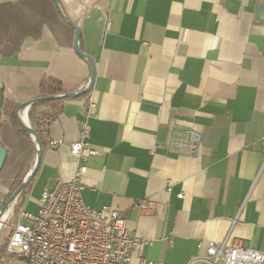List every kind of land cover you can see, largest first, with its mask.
Instances as JSON below:
<instances>
[{
    "label": "crops",
    "instance_id": "0c3cea01",
    "mask_svg": "<svg viewBox=\"0 0 264 264\" xmlns=\"http://www.w3.org/2000/svg\"><path fill=\"white\" fill-rule=\"evenodd\" d=\"M56 1L92 65L74 33L42 23L48 1L0 0V120L5 101L38 96L43 77L66 94L92 79L50 124L22 210L36 213L43 188L72 179L69 148L86 121L83 202L118 208L147 241L134 262L188 264L225 238L264 252V0ZM23 144L0 127L12 161L30 165L35 151ZM144 198L152 214L136 209ZM0 264L23 263L4 252Z\"/></svg>",
    "mask_w": 264,
    "mask_h": 264
},
{
    "label": "built area",
    "instance_id": "2783aa9c",
    "mask_svg": "<svg viewBox=\"0 0 264 264\" xmlns=\"http://www.w3.org/2000/svg\"><path fill=\"white\" fill-rule=\"evenodd\" d=\"M28 107L17 112L18 123L26 129L30 124L26 115ZM90 127L86 121L79 123L78 139L69 148L76 160V169L69 182L58 181L52 188H43L36 213L21 210L11 227L5 248L23 264H164L132 256L138 244H147L127 230L126 220L118 208L87 207L82 198L84 162L90 150ZM34 141L33 137H31ZM50 149L58 142L51 141ZM39 149L35 146V152ZM166 182L165 191L170 192ZM17 197V196H16ZM8 204L0 199V230L11 211L14 200ZM181 198L182 194H178ZM154 202L142 199L136 204L140 214H152ZM200 249L201 244H198ZM188 264H264V252L243 246L227 238L220 242L208 241L204 255L197 254Z\"/></svg>",
    "mask_w": 264,
    "mask_h": 264
},
{
    "label": "trees",
    "instance_id": "16d2710c",
    "mask_svg": "<svg viewBox=\"0 0 264 264\" xmlns=\"http://www.w3.org/2000/svg\"><path fill=\"white\" fill-rule=\"evenodd\" d=\"M47 1L48 3H50V6H48L47 10L44 9L40 13V15L42 16V23H48L51 21L57 24L60 27L59 29L62 30L63 28V30L71 32L72 34L74 33L75 35V29L67 23L58 7L57 1L53 2L52 0H46V2ZM45 13L48 14L47 17L44 16ZM78 47L81 53H83L80 38L78 39ZM89 91L90 90H88L87 87L86 89H83L78 93L66 94L63 91L61 83L59 81L49 77H43L41 79L39 83L38 96L32 100L27 101L32 102V104H30V106L28 107V121L30 124V130L33 132L38 141L39 156L41 155V152L43 150V146L45 144L44 138L48 135L49 126L61 114L63 102L69 100L67 96L70 94H75V98H79L86 95ZM20 107V104L11 101H5L3 107L1 108V115L6 118V121L0 120V127L3 131L16 128L17 136L21 138V140L25 143L23 145L28 144L30 149L29 153H33L35 151L34 141L32 140L27 129L18 123L17 112L20 110ZM25 151L26 149L24 150V152ZM7 153L8 150L6 151L5 160L0 170V178H2L1 184H3V187L7 189V200H9L14 193L18 192L16 202L11 207L10 217L7 221V228H9L13 225L17 214L22 210L24 200L28 195L31 183L33 182L38 172L40 162L33 177L29 178L28 173L34 170V158H30L32 165H27L25 164L26 161L24 162L22 154L20 155L19 160L16 162V160L12 161V158ZM7 168L9 169V171H6ZM24 179L26 184L23 190L19 191V188L23 184ZM9 232L10 231H8L7 237L0 245V255L5 252Z\"/></svg>",
    "mask_w": 264,
    "mask_h": 264
},
{
    "label": "water",
    "instance_id": "95a60500",
    "mask_svg": "<svg viewBox=\"0 0 264 264\" xmlns=\"http://www.w3.org/2000/svg\"><path fill=\"white\" fill-rule=\"evenodd\" d=\"M53 2H55L56 0H52ZM69 23V22H68ZM70 26H72L74 29H75V41H76V44H75V47H74V50L76 52V54L80 57H83L87 60H89V62L91 63L92 65V61L89 57L85 56L83 53H81V51L79 50V47H78V39H79V30L73 26L72 24L69 23ZM91 85H92V79L90 80L89 84H88V90L91 89ZM68 99H72V98H75L76 95L75 94H70L67 96ZM30 104H32V102H27V103H24L21 105L20 109H23L24 107H29ZM27 131L29 132L30 136L33 137L34 139V144L35 146L39 149V145H38V141H37V138L35 137V135L33 134V132L28 128ZM5 156H6V151L3 147L0 146V170L2 168V165L4 163V160H5ZM39 162H40V156H39V151L38 152H35V166H34V170L32 172H30L28 174L29 178H32L33 175L35 174V172L37 171V167L39 165ZM26 182L25 180L23 181V184L20 186L19 188V191L23 190L24 186H25ZM18 195V192L14 193L13 196L9 199V201H7V203L4 205L3 207V210L4 211L6 209V207L8 206V204L11 202L12 199H14L16 196Z\"/></svg>",
    "mask_w": 264,
    "mask_h": 264
},
{
    "label": "rangeland",
    "instance_id": "374dc122",
    "mask_svg": "<svg viewBox=\"0 0 264 264\" xmlns=\"http://www.w3.org/2000/svg\"><path fill=\"white\" fill-rule=\"evenodd\" d=\"M22 161H23V159H22ZM34 161H35V158H34ZM6 171H9V169L7 168L6 169ZM1 184V183H0ZM1 187H3L4 185L3 184H1L0 185ZM4 188V187H3ZM9 217H10V215H9ZM9 217H8V219L7 220H9ZM7 220L5 221V224H4V226L1 228V230H0V237H3L4 236V238H6L7 237V232H8V228H7Z\"/></svg>",
    "mask_w": 264,
    "mask_h": 264
}]
</instances>
